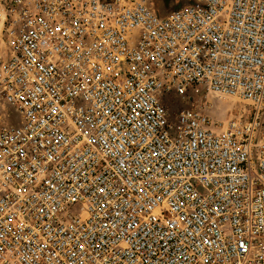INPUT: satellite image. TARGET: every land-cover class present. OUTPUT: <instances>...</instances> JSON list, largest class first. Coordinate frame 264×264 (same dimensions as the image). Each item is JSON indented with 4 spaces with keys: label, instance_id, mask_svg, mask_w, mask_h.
Listing matches in <instances>:
<instances>
[{
    "label": "built area",
    "instance_id": "built-area-1",
    "mask_svg": "<svg viewBox=\"0 0 264 264\" xmlns=\"http://www.w3.org/2000/svg\"><path fill=\"white\" fill-rule=\"evenodd\" d=\"M0 264H264V0H0Z\"/></svg>",
    "mask_w": 264,
    "mask_h": 264
},
{
    "label": "rangeland",
    "instance_id": "rangeland-1",
    "mask_svg": "<svg viewBox=\"0 0 264 264\" xmlns=\"http://www.w3.org/2000/svg\"><path fill=\"white\" fill-rule=\"evenodd\" d=\"M177 0H154V6L156 11L160 14L165 12H171L177 8ZM195 97L192 101L195 104H205L210 107L209 114L212 119L222 122H227L232 116V112L236 111L239 107L243 105L239 100L232 97H219L213 94L200 93L195 94V86L192 85L189 91L184 95V97L178 95L176 91L171 90L165 93L164 100L171 107L168 113V120L172 124H178V118L180 110L186 106L192 104L189 100L191 96Z\"/></svg>",
    "mask_w": 264,
    "mask_h": 264
},
{
    "label": "crops",
    "instance_id": "crops-1",
    "mask_svg": "<svg viewBox=\"0 0 264 264\" xmlns=\"http://www.w3.org/2000/svg\"><path fill=\"white\" fill-rule=\"evenodd\" d=\"M192 2V0H177V3H178V5H177V8L176 9H174V10H177V9H180L181 7H183L184 5H186V4H189V3H191ZM173 11V10H172ZM158 12V11H157ZM169 12H165L164 14H161V15H165V14H168ZM160 14V13H159Z\"/></svg>",
    "mask_w": 264,
    "mask_h": 264
}]
</instances>
